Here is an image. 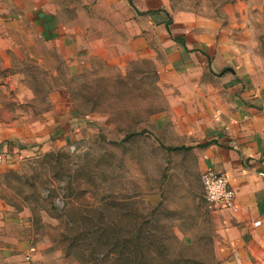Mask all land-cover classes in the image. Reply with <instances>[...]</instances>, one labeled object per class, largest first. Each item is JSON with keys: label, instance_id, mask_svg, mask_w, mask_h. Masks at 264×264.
I'll list each match as a JSON object with an SVG mask.
<instances>
[{"label": "rangeland", "instance_id": "rangeland-1", "mask_svg": "<svg viewBox=\"0 0 264 264\" xmlns=\"http://www.w3.org/2000/svg\"><path fill=\"white\" fill-rule=\"evenodd\" d=\"M168 2L225 18L264 74V0ZM18 4L0 0V150L14 165L0 172L9 236L34 247L41 264H219L217 211L204 199L197 158L167 151L153 131L165 96L149 64L106 55L96 39L108 31L87 33L79 48L48 38ZM69 125L80 134L58 147ZM17 127L50 133L13 149Z\"/></svg>", "mask_w": 264, "mask_h": 264}, {"label": "crops", "instance_id": "crops-1", "mask_svg": "<svg viewBox=\"0 0 264 264\" xmlns=\"http://www.w3.org/2000/svg\"><path fill=\"white\" fill-rule=\"evenodd\" d=\"M19 1L21 8H31L28 16L33 14L48 38L79 48L89 41L87 33L108 31L111 35L96 39L105 43L106 55L115 62L149 64L165 96L164 109L151 118L164 149L188 148L175 152H193L199 172L225 174L236 193V213L215 211L219 264H264V74L225 18L171 9L168 0H73L67 7L60 0ZM223 11L230 18V7ZM64 118L58 123L62 128L69 120ZM15 130L9 138L19 139L11 143L19 150L23 140L38 141L50 133ZM79 130L69 125L55 144L62 147ZM6 162L0 163V172L14 166ZM11 210L0 193V264H41L34 247L9 236Z\"/></svg>", "mask_w": 264, "mask_h": 264}, {"label": "built area", "instance_id": "built-area-1", "mask_svg": "<svg viewBox=\"0 0 264 264\" xmlns=\"http://www.w3.org/2000/svg\"><path fill=\"white\" fill-rule=\"evenodd\" d=\"M9 153L0 150V163L9 160ZM204 199L209 207L215 211L228 210L236 213L239 209L236 203V193L229 186L225 174L212 169L203 171L200 175Z\"/></svg>", "mask_w": 264, "mask_h": 264}, {"label": "trees", "instance_id": "trees-1", "mask_svg": "<svg viewBox=\"0 0 264 264\" xmlns=\"http://www.w3.org/2000/svg\"><path fill=\"white\" fill-rule=\"evenodd\" d=\"M171 24V17H169V21L167 22V29L169 30V26ZM168 151H176V150H188V148H184V147H167L166 148ZM51 154H48L47 156H50ZM91 260H93L91 258Z\"/></svg>", "mask_w": 264, "mask_h": 264}]
</instances>
